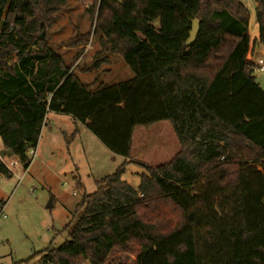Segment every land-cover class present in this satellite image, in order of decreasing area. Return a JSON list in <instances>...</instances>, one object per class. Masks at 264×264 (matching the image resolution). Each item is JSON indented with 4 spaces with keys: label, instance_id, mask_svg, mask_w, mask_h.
I'll use <instances>...</instances> for the list:
<instances>
[{
    "label": "trees",
    "instance_id": "trees-1",
    "mask_svg": "<svg viewBox=\"0 0 264 264\" xmlns=\"http://www.w3.org/2000/svg\"><path fill=\"white\" fill-rule=\"evenodd\" d=\"M67 2L0 0L1 149L28 168L53 112L125 162L85 195L66 242L15 264H106L113 250L136 264H264V88L248 58V8L93 0V33L134 74L94 88L48 41ZM255 13L264 49V0ZM130 163L145 169L137 188L122 179ZM12 176L0 158V180Z\"/></svg>",
    "mask_w": 264,
    "mask_h": 264
},
{
    "label": "rangeland",
    "instance_id": "rangeland-1",
    "mask_svg": "<svg viewBox=\"0 0 264 264\" xmlns=\"http://www.w3.org/2000/svg\"><path fill=\"white\" fill-rule=\"evenodd\" d=\"M241 1L250 12L252 44L248 58L256 62L264 55L256 0ZM92 3L68 0L62 18L49 31V44L84 84L95 88L129 80L134 76L130 67L119 55L109 53L99 34L93 33L96 21L90 12ZM87 33L86 42L72 44L77 35ZM255 76L264 88V75ZM71 136L74 138L70 140ZM29 157L28 168L18 164L11 178L0 180V202H4L0 210V264H15L47 248L60 247L69 239L65 227H72L82 214L77 210L85 195L93 193L97 182L114 174L125 162L84 124L53 112L47 115L38 146L30 150ZM144 172L143 167L130 163L122 179L137 188ZM118 262L136 264L133 256L113 250L106 264ZM32 264H39L37 257Z\"/></svg>",
    "mask_w": 264,
    "mask_h": 264
},
{
    "label": "water",
    "instance_id": "water-1",
    "mask_svg": "<svg viewBox=\"0 0 264 264\" xmlns=\"http://www.w3.org/2000/svg\"><path fill=\"white\" fill-rule=\"evenodd\" d=\"M200 21L199 19H193L192 21V28L190 30V36L188 38V43L193 42L196 39L197 33L199 31ZM14 153L11 149L2 148L0 149V158L4 159L5 157L11 158L13 157ZM49 206H52L51 203Z\"/></svg>",
    "mask_w": 264,
    "mask_h": 264
},
{
    "label": "built area",
    "instance_id": "built-area-1",
    "mask_svg": "<svg viewBox=\"0 0 264 264\" xmlns=\"http://www.w3.org/2000/svg\"><path fill=\"white\" fill-rule=\"evenodd\" d=\"M253 62V61H252ZM253 68L255 73H260L264 75V55L259 57L256 62H253ZM0 145H2V140L0 138ZM7 166L12 171V173H15V167L19 164L16 160L9 159L6 161Z\"/></svg>",
    "mask_w": 264,
    "mask_h": 264
},
{
    "label": "crops",
    "instance_id": "crops-1",
    "mask_svg": "<svg viewBox=\"0 0 264 264\" xmlns=\"http://www.w3.org/2000/svg\"><path fill=\"white\" fill-rule=\"evenodd\" d=\"M0 149H1V146H0ZM10 159V158H9ZM5 160V159H4Z\"/></svg>",
    "mask_w": 264,
    "mask_h": 264
}]
</instances>
